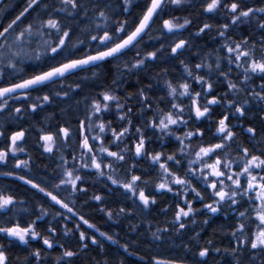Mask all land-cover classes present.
Segmentation results:
<instances>
[{
  "label": "snow or ice",
  "instance_id": "1",
  "mask_svg": "<svg viewBox=\"0 0 264 264\" xmlns=\"http://www.w3.org/2000/svg\"><path fill=\"white\" fill-rule=\"evenodd\" d=\"M33 131L47 164L27 152ZM0 165L12 178L0 182V264H83L92 246L104 257L89 264H112L96 233L137 255L82 209L94 201L127 219L169 194L166 226L132 230L147 223L139 235L153 242L187 235L192 264L217 253L264 264V0H0ZM102 189L123 203L113 210ZM48 216L55 225L38 223ZM15 244L25 249L12 256Z\"/></svg>",
  "mask_w": 264,
  "mask_h": 264
},
{
  "label": "trees",
  "instance_id": "2",
  "mask_svg": "<svg viewBox=\"0 0 264 264\" xmlns=\"http://www.w3.org/2000/svg\"><path fill=\"white\" fill-rule=\"evenodd\" d=\"M15 3L22 5V0H14ZM188 12H192L194 14V18L199 17V19H204L203 16H199V12L197 9H188L184 15H187ZM176 15H181L180 12H177ZM211 41H207V44L209 47H211ZM177 72H180L181 70L179 68L176 69ZM128 90L133 91L135 90L136 83L134 78H129L128 84H127ZM49 110H52L55 108V106H48ZM58 111V109H57ZM217 111H219L217 109ZM43 113L36 116L37 120L43 119ZM28 122L26 121L25 124ZM257 124H259V120L256 121ZM159 142L154 145L155 147H158ZM173 144L170 141L168 144V147H172ZM27 152L31 153L34 158H37V162L41 164H47V156L48 154H44L41 156V153L43 150L39 148L38 144L36 143V135L33 131V134L28 137V143H27ZM20 158L26 159V154H20ZM3 165H0V169H3ZM51 166L48 168L44 167H38L35 168V176L33 178L39 179L40 176H50ZM19 172L20 170L17 169ZM12 180L11 177H0V182L4 181H10ZM14 186H18V191L21 192L22 195L28 196L31 198L32 191H26L27 186L23 185V182L21 181H15ZM104 193L107 195V204H109L113 210L117 208L118 205H121L123 203V197H121L118 194L115 193H108L107 189H102ZM42 194H39L37 196V199L40 198ZM47 198H45L46 200ZM173 200V197L171 194L164 197H158V205L155 207L153 212L151 214H145L143 216H140L139 214L133 217H129L125 219L124 217L116 218L114 217L113 220H108L107 216L104 213L98 212L95 210V203L92 202L93 207L82 209L86 215H90L92 218V221L97 224V226L101 229V231H107L109 234H117L115 236L116 239L120 241V244L128 243L131 245L130 251H136L137 255H129L128 253H125L123 249L118 244H113L111 241L105 240L103 237H99V234L96 233L99 239L104 241L106 245L105 251L107 252L108 257L111 259L112 264H115L117 259H124L125 264H145V261L140 260V256H145L147 252H151L155 255H157L160 258H166V259H182L184 260V264H192V256L190 254H186L184 251V244L182 243V240L186 241L188 239V236L185 235L183 237L176 236L175 234H171V239H166L163 242L161 241H155L153 242L151 239V236L145 233L144 236H140L139 232L143 231L147 227V223L140 224V228L136 231H133L131 228V225H135L140 223L141 219L151 222L153 224L152 230L155 231V227L157 224L160 226H166V221L171 219V211H169L167 217L164 216L163 213L160 212L161 207H168L169 203H171ZM47 206V205H45ZM130 206V202H129ZM199 206V205H197ZM59 208V206H56ZM61 211H66L64 209H60ZM34 218V217H33ZM116 219H119V223H116ZM48 221H51V216L45 217L44 221H40L42 226L47 223ZM225 221V217H216L213 219V221L210 222V226L205 229V231L202 233L203 237L205 239L213 236V230L217 228L218 225L223 224ZM52 224H56V221H51ZM69 224L71 222L69 221ZM86 227V226H85ZM89 232H94V229H89ZM217 246L221 248H226L229 246V237L227 235L221 234L219 231L216 232V235L214 237ZM33 247H37L40 245L39 241H33L32 242ZM25 249V246L15 244L11 247V253L10 255L16 256L20 255L22 251ZM26 254V253H25ZM95 256L98 259L104 257V253L101 252L99 255L96 251V246H92V250L88 253V256H85L83 258V264H89V257ZM145 259L147 257L145 256ZM231 257L227 254L221 255V254H213V256L209 259V264H231ZM245 264H247V253H245Z\"/></svg>",
  "mask_w": 264,
  "mask_h": 264
}]
</instances>
